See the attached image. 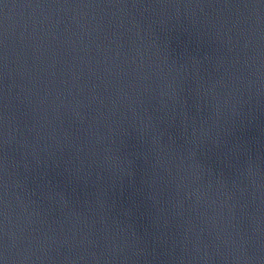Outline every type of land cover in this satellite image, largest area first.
<instances>
[{"label": "water", "instance_id": "obj_1", "mask_svg": "<svg viewBox=\"0 0 264 264\" xmlns=\"http://www.w3.org/2000/svg\"><path fill=\"white\" fill-rule=\"evenodd\" d=\"M0 264H264V0H0Z\"/></svg>", "mask_w": 264, "mask_h": 264}]
</instances>
